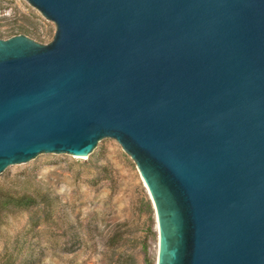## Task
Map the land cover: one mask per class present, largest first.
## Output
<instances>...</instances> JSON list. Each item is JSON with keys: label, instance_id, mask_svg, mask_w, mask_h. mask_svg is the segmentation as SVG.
I'll return each instance as SVG.
<instances>
[{"label": "water", "instance_id": "obj_1", "mask_svg": "<svg viewBox=\"0 0 264 264\" xmlns=\"http://www.w3.org/2000/svg\"><path fill=\"white\" fill-rule=\"evenodd\" d=\"M0 38V175L114 139L155 216V264H264V0H27Z\"/></svg>", "mask_w": 264, "mask_h": 264}, {"label": "rangeland", "instance_id": "obj_2", "mask_svg": "<svg viewBox=\"0 0 264 264\" xmlns=\"http://www.w3.org/2000/svg\"><path fill=\"white\" fill-rule=\"evenodd\" d=\"M27 0H0V38L51 43ZM35 199L32 207L7 204ZM155 216L133 158L114 139L89 157L42 153L0 175V264H155Z\"/></svg>", "mask_w": 264, "mask_h": 264}, {"label": "trees", "instance_id": "obj_3", "mask_svg": "<svg viewBox=\"0 0 264 264\" xmlns=\"http://www.w3.org/2000/svg\"><path fill=\"white\" fill-rule=\"evenodd\" d=\"M7 204H12L15 207H32L35 205V199L31 197H24V198H19L13 201L7 202Z\"/></svg>", "mask_w": 264, "mask_h": 264}, {"label": "bare ground", "instance_id": "obj_4", "mask_svg": "<svg viewBox=\"0 0 264 264\" xmlns=\"http://www.w3.org/2000/svg\"><path fill=\"white\" fill-rule=\"evenodd\" d=\"M82 158H85V157H82ZM146 184V183H145Z\"/></svg>", "mask_w": 264, "mask_h": 264}]
</instances>
